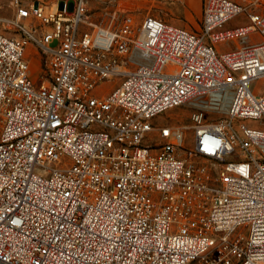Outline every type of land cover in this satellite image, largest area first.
Instances as JSON below:
<instances>
[{"label":"built area","instance_id":"obj_1","mask_svg":"<svg viewBox=\"0 0 264 264\" xmlns=\"http://www.w3.org/2000/svg\"><path fill=\"white\" fill-rule=\"evenodd\" d=\"M14 4L0 14V264H264V0H203L199 31L122 1L105 23L88 0ZM237 15L249 22L227 26ZM184 104L190 146L153 119Z\"/></svg>","mask_w":264,"mask_h":264},{"label":"rangeland","instance_id":"obj_2","mask_svg":"<svg viewBox=\"0 0 264 264\" xmlns=\"http://www.w3.org/2000/svg\"><path fill=\"white\" fill-rule=\"evenodd\" d=\"M26 2V0H24ZM119 1L130 5V9L135 17L141 21L146 15L151 14L158 16L169 23L185 26L194 31H199L202 25V2L203 0H88V14L90 20L98 23H105L110 13L117 8ZM15 12L14 0H0V14L12 15ZM246 21L245 15H237L227 21L226 25H233ZM30 25H39V21L30 22ZM83 28H88V24H83ZM222 48L228 47L221 43ZM28 53L33 56L32 75L40 81L44 77L42 67L44 58L41 52H37L35 45H29ZM114 82L107 81L101 87L96 89L97 92L104 93L113 87ZM255 92L264 93V77L258 78L254 84ZM191 107L189 104L173 106L168 110L156 115L153 119L155 122L167 124H182L187 131L185 145L192 144V133L194 123L190 117Z\"/></svg>","mask_w":264,"mask_h":264},{"label":"crops","instance_id":"obj_3","mask_svg":"<svg viewBox=\"0 0 264 264\" xmlns=\"http://www.w3.org/2000/svg\"><path fill=\"white\" fill-rule=\"evenodd\" d=\"M247 22H249L248 18H246V21H245V22H241V23H247ZM236 24H238V23H236ZM236 24H233V25H227V26H235ZM220 47H221V46H220Z\"/></svg>","mask_w":264,"mask_h":264}]
</instances>
